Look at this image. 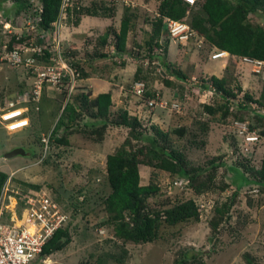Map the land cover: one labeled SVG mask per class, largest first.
<instances>
[{
  "label": "rangeland",
  "instance_id": "1",
  "mask_svg": "<svg viewBox=\"0 0 264 264\" xmlns=\"http://www.w3.org/2000/svg\"><path fill=\"white\" fill-rule=\"evenodd\" d=\"M29 1L37 3L36 0ZM91 1L82 0V3L88 5ZM120 1L115 2V10L107 16L82 14L77 25L68 21L69 17L73 20L75 16L64 11L60 21L53 26L54 31H49L52 33L49 41L51 44L54 40L61 44L66 60H85L87 69L91 72L90 76L81 77L77 85L72 87L71 96L75 97L84 92L92 99L98 93L110 91V115L118 108H126L131 115L138 117L145 130H149L151 124L157 125L168 132L172 143L182 150L193 164L205 165L211 156L223 155L222 161H226V164L220 167L217 173L215 181L218 185L222 182H232L234 172L229 167L235 166L241 156L248 155L250 164L259 167L264 153V139H260L256 145L244 142L242 149L240 147L242 155L238 156L223 140V136L228 134L219 123L210 122V130L206 135L198 130L194 120L205 118L201 112V104L212 98V88H199L200 81H194L199 78L208 79L211 75L220 77L232 74L243 91L253 90L257 94L260 91L263 69H257L251 63L230 54L213 59L215 48L208 54H205L206 50L200 53L202 40L199 36L189 40L171 39L164 59L170 65L183 70L188 78L183 88H172L165 83L166 80L176 82V85L180 81L169 75L163 61L157 58L149 61L146 56L141 57L144 49L139 50L138 47V44H144L150 32V26L143 21L142 14L144 10L155 11L154 0H123L122 4L140 14V17L131 19L125 44L126 53L119 56L114 54L112 44L103 47L99 45V37L104 32L109 33V43H113L115 39L114 34L119 29L123 13ZM12 4L13 1L9 0L4 6L11 8ZM33 8L32 6L30 14L27 12L26 16L18 18L17 25H22L23 20L29 18ZM178 28L184 35L186 27L180 25L175 29ZM95 48L109 55L98 58L93 54ZM111 53L114 56H111ZM123 60L124 65L120 63ZM22 67L0 62V98L3 97L0 106L6 100L15 98L20 85L28 90L33 89L35 77L29 78V73L23 71ZM137 70L145 74L144 83L147 89H161L165 110L137 104L136 100L140 95L132 89V83L135 81L133 75ZM242 94L243 92H240L237 98H242ZM44 95L45 100L40 102L38 108L41 112L33 113V120L26 128L10 132L0 127V170L11 175L6 189V208L11 211L7 214H14L20 208L19 196L31 189L25 183L38 184L58 201L67 214L68 220L64 229L68 242L61 248L59 243L52 250L49 254V264H85V261L95 264L99 256L105 259V264H119L114 257L120 259V264H172L177 252L183 249L200 255L204 264H249L245 259L246 255L251 264H264V194H260L257 186L253 184L250 188H254V193L248 191L249 186L241 185L237 189L232 182L226 189L216 186L213 190L194 195L190 188L173 186L174 176L167 171L139 165L140 184L153 183L158 186V190L148 196V203L153 208H159V205L167 200L168 203H174L177 199L193 197L201 209L199 220L171 227L163 223L158 229V238L144 244L123 241L115 237L109 227L98 226L106 214L102 198L111 191L105 171L106 156L117 149L125 139L128 129L109 125L102 140L98 142L75 132L67 136V144L52 142L43 148L37 137L50 134L58 116L59 106H63L66 100L56 87H46ZM230 122L229 125H232L233 121ZM179 127L184 128L181 135L173 131ZM58 131L61 132L62 129ZM200 139H207L209 144L202 147L199 145ZM17 146H22L26 154L5 156ZM45 149L47 152L44 154ZM241 169L240 167L239 170ZM248 195L252 197L250 198L253 202L248 201ZM258 199L261 201L259 205ZM225 201H232L227 213L231 217L229 220L225 219L220 230L214 231L210 226V219L216 215L214 207ZM229 225L233 230H229Z\"/></svg>",
  "mask_w": 264,
  "mask_h": 264
},
{
  "label": "trees",
  "instance_id": "2",
  "mask_svg": "<svg viewBox=\"0 0 264 264\" xmlns=\"http://www.w3.org/2000/svg\"><path fill=\"white\" fill-rule=\"evenodd\" d=\"M6 1L9 0H0V9L6 19H11L14 24H18V18L26 16L32 6L37 10L40 9L36 12L40 18L37 21V27L40 31H51L53 23L57 22L60 17L62 0H36L37 3L29 0H12L11 8L4 6ZM154 1L156 2L155 11L144 10L142 14L143 21L150 26V32L144 44H138V47L139 50L144 49V54L141 57L146 56L149 61L156 58L163 61L169 75L180 81L176 85V82L166 80L165 83L172 88H183L188 78L183 70L178 69L175 65H170L164 59L168 52L167 47L170 40H178L171 35L168 29L169 20L179 21L188 26V40L197 36L201 38L200 53L206 50L205 54H208L215 48L216 50H224L242 60L247 58L264 63V0H195L193 4H189L185 0ZM115 2L113 0H92L88 5H84L82 0H70V4L64 8V11L75 16L73 20L69 17L68 21L70 20L74 25H77L82 14L91 16L111 14L115 10ZM120 2L123 13L119 29L114 34L115 39L113 43H109V33L104 32L99 37V45L103 47L112 44L114 54L122 56L126 53L125 44L131 19L140 17V14L131 10L124 3L122 4L123 0ZM30 36V33H21L19 39L13 36L8 42V48H12L17 43H22ZM34 36L37 38L39 34ZM2 39L3 36H0V45ZM45 52L44 57L46 59L50 53L48 50ZM93 54L98 58H105L109 55L107 52L97 51V48L94 49ZM114 54L111 53V56ZM203 57L206 59V55ZM93 59L91 58V60ZM67 62L79 73V78L90 76L91 72L87 69L88 64L85 60L75 59L67 60ZM120 63L124 65L125 60L120 61ZM262 72L260 91L257 94L253 90L243 91L242 86L232 74L220 77L211 75L208 79L199 78L194 81L195 83L200 81L199 88H212V98L210 100L208 98L201 104V112L205 118L194 120L198 125V130L206 135L210 130V122L219 123L228 134L223 136V140L238 156L242 155L244 136L248 132H254L258 135V139L251 142L250 145H256L260 139H264V67ZM28 73L30 75V72ZM133 79L144 83L146 76L137 70ZM144 87L145 90L142 95H137L139 97L136 100L137 104L142 103L146 105L145 107H149L147 103L149 99L161 100L162 91L160 88L149 90L146 88V83H144ZM45 88L46 84L42 87L38 101L32 100L33 93L23 85H20L18 89L16 96L28 95L29 97V101L25 103L28 107L25 115L29 118V124L33 120L31 118L33 113L41 112L38 108L40 102L45 100ZM240 92H243L242 98H237ZM62 94L66 98V90ZM111 95L110 91H106L98 93L95 98L90 99L88 93L82 92L75 97L66 98L64 105L59 106L58 116L48 139L50 144L52 142L67 144V136L79 132L86 138L98 142L102 140L109 125L128 129L125 139L117 149L106 156L105 171L111 191L102 198V205L106 214L98 226L109 227L113 235L123 241L144 244L158 238V229L163 223L171 227L199 220L201 209L193 197L185 200L177 199L174 203H168L167 200L162 202L159 208H153L148 203V196L158 190V186L153 183L140 184L139 165H147L151 168L167 171L174 176L172 183L175 179H186L188 181L186 187L192 189L194 195L213 190L216 186L226 189L232 185V182L237 189L241 185L249 186L248 191L252 193L255 190L250 187L252 184L256 185L260 194H264V153L259 167L250 164L248 155L241 156V159H238L237 163L235 162V166L229 167L234 172L232 182H222L218 185L215 181L217 173L219 168L226 164V161H222L223 155L211 156L205 165L191 163L186 154L169 139L168 132L163 131L157 125L151 124L149 130H145L142 128L138 117L131 115L126 108H118L115 113L110 115ZM71 98L72 100H70ZM2 100L3 97L0 98V102ZM157 107L160 110L166 109L165 107ZM230 119L233 121L232 125H229ZM234 123H245L246 130L237 127V124ZM59 129L62 131L59 132ZM173 131L181 135L184 128H174ZM37 139L38 143L44 145L41 137H37ZM208 144L207 139H200L199 141V145L202 147ZM240 167L241 170H239ZM8 175L0 170V192ZM25 185L33 189L40 188L35 183H25ZM237 193L236 190L235 194ZM248 197V201L253 202L252 197L250 195ZM257 203L259 205L261 201L258 199ZM231 204L232 201L229 203L225 201L220 205H215L216 215L210 219L212 230H220L225 219H230L231 216L227 213ZM229 230H233L230 225ZM57 242L61 243L59 248L68 242L64 228L57 230L47 241L41 256L49 255ZM245 259L251 264L247 255ZM104 260L102 256H99L95 264H105ZM114 260L119 264L121 263L119 258L114 257ZM84 263L88 264L86 261ZM172 264H204V261L200 255L191 254L188 249H183L177 252Z\"/></svg>",
  "mask_w": 264,
  "mask_h": 264
},
{
  "label": "built area",
  "instance_id": "3",
  "mask_svg": "<svg viewBox=\"0 0 264 264\" xmlns=\"http://www.w3.org/2000/svg\"><path fill=\"white\" fill-rule=\"evenodd\" d=\"M189 4H193L195 0H185ZM70 4V0H62L61 15L64 8ZM37 8H34V16L20 24H14L11 19H6L0 9V26L3 39L0 45V62H7L14 67L22 65V70L31 69V75L34 79L32 100L38 101L44 84L48 88H57L61 93L66 90V98L71 96L72 87L76 86L79 73L65 59V53L61 48V44L54 40V43L46 38L47 31H39L37 21L40 20L37 15ZM183 25L186 27L185 34L182 35L181 30L175 29ZM168 29L173 37L177 39H188L189 28L182 22L169 20ZM40 32V33H39ZM21 33L31 36L22 43H17L12 48H8L9 40L14 36L16 39L21 37ZM34 34H39L35 38ZM182 40V39H181ZM184 40V39H183ZM49 56L45 59L46 52ZM224 54L222 51L212 53V58L217 59ZM37 56V57H35ZM15 57V58H14ZM14 58V59H13ZM244 61L251 63L257 69L264 67V63L258 60H250L244 58ZM50 86V87H49ZM133 90L138 95H142L145 90L144 83L135 82ZM29 101L28 95L23 97L17 95L15 98L6 100L0 106V126L7 131H17L29 124V118L25 115L28 107L25 103ZM163 98L159 101L149 99L150 107H165ZM235 125L237 123H234ZM237 127L246 130V124L239 123ZM42 141L47 144L49 134L42 136ZM258 139V135L254 132H248L244 136L245 143H251ZM11 175L5 181L0 192V264H49V255H42V250L47 241L53 234L66 226L68 216L48 192L43 189H29L19 196L20 208L14 214H7L11 209L7 210V193L6 189L10 183ZM186 179H175L173 185L184 187L187 184ZM18 198V197H17ZM17 201V204L19 203Z\"/></svg>",
  "mask_w": 264,
  "mask_h": 264
},
{
  "label": "clouds",
  "instance_id": "4",
  "mask_svg": "<svg viewBox=\"0 0 264 264\" xmlns=\"http://www.w3.org/2000/svg\"><path fill=\"white\" fill-rule=\"evenodd\" d=\"M39 7H41V6H39ZM34 16V8H33V12H32V14L29 16V17H33ZM24 21H25V19L23 20V23H24ZM60 20L58 19V21L57 22H59ZM57 22H54L53 23V26L57 23ZM186 25V24H185ZM55 27V26H54ZM39 31H40V29H39ZM45 31H47V30H45ZM52 31H54V29H52ZM48 32V35L46 36V38H49L50 36H51V34L52 33H49V31H47ZM3 34H1V36H2ZM50 39V38H49ZM48 39V40H49ZM216 51H218V50H216ZM222 52H224V54L221 56V57H227L229 54H228V52H226V51H224V50H222ZM220 58V57H219ZM219 58H217V59H219ZM24 71V70H23ZM27 73L28 72H30V75H31V71H29V69L28 70H25ZM29 78H33L32 77V75L31 76H29ZM80 78H78V80H79ZM78 80H77V82H78ZM77 82H76V85H77ZM46 87H47V84H46ZM46 89V88H45ZM41 93H42V91H41ZM40 96H41V94H40ZM40 99V98H39ZM29 125V124H28ZM28 125H26L25 127H23V128H26ZM0 127H2V126H0ZM2 128H4V127H2ZM5 129V128H4ZM20 130V129H19ZM50 137V136H49ZM42 138V137H41ZM48 147L49 146V143L47 142V144H44L43 145V148H45V147ZM45 152H44V154L47 152V149H45L44 150ZM9 176V175H8ZM187 186V185H186ZM186 186H184V187H186Z\"/></svg>",
  "mask_w": 264,
  "mask_h": 264
},
{
  "label": "water",
  "instance_id": "5",
  "mask_svg": "<svg viewBox=\"0 0 264 264\" xmlns=\"http://www.w3.org/2000/svg\"><path fill=\"white\" fill-rule=\"evenodd\" d=\"M17 154H26L25 149L22 146H17L12 148L9 152H7V154L5 155L6 157H11V156H15ZM60 242H57L54 246V248L59 244Z\"/></svg>",
  "mask_w": 264,
  "mask_h": 264
}]
</instances>
